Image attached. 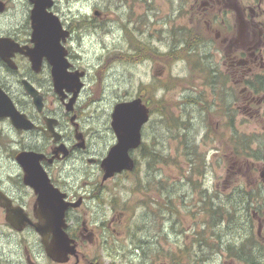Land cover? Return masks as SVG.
I'll list each match as a JSON object with an SVG mask.
<instances>
[{"label": "flooded vegetation", "instance_id": "obj_1", "mask_svg": "<svg viewBox=\"0 0 264 264\" xmlns=\"http://www.w3.org/2000/svg\"><path fill=\"white\" fill-rule=\"evenodd\" d=\"M74 1L80 5L76 12ZM135 1L106 0V8L93 7L88 12L81 0H43V11L56 17L65 33L64 39L60 38L65 57L56 71L46 51L34 50L37 37L39 46H52L54 34L49 23L53 19L38 18L42 24L38 23L36 30L40 33L33 38L35 3L0 0V99L7 97L22 116V124L27 125L18 129L9 116L0 117V264H102L97 255L104 253L106 235L111 239L108 229L131 219L127 208L116 203V189L121 178L137 168L143 149V141L129 149L134 157L131 171L104 177L102 160L117 140L111 126L114 105L138 97L151 114L149 99L155 90L165 88L162 82L167 80L162 77L169 64L179 65L177 73L169 72V77L205 79L211 97L203 99L212 105L211 111L217 108L215 118L228 129L226 141L234 156L242 158L252 151L237 163L241 174L234 180L220 171L216 176V169L212 170L209 192L213 209L217 202L226 205L218 227L232 226L234 240L247 241L264 264V140L260 133L264 134V106L260 104L264 102V22L260 20L264 0H193L191 12L198 24L183 20L184 0H180L174 23L167 17L159 22L161 16L151 13L136 23ZM111 7L119 11L115 26L111 25ZM200 23L208 34L199 36ZM113 28L111 41L102 46L100 62L89 65L71 46L75 41L80 44L90 31L111 33ZM208 38L213 39L210 46L205 43ZM207 45L210 52L204 48ZM210 53L212 60L202 69L205 74L193 70L196 61L203 64L202 57ZM114 58L130 60L126 65L133 74L143 66V75L137 82L135 78L120 81L117 76L115 82L105 78L114 68L119 73L118 64L109 66ZM235 90L241 95L237 109L257 113L251 116L252 121L234 118ZM106 93L115 97L107 107L97 98ZM38 97L39 104L35 102ZM243 125L260 132L238 133L235 127ZM22 153L30 155L28 170L19 156ZM227 161L225 158L222 164ZM244 176L254 178L245 183ZM221 183L230 191V196H225L228 203L219 193ZM58 217L62 223L56 226ZM113 235L115 241L118 234ZM59 238L66 240L65 261L52 259L46 251V243ZM117 246L116 241L105 249L109 257L113 251L114 264ZM90 251L96 257H91Z\"/></svg>", "mask_w": 264, "mask_h": 264}, {"label": "rangeland", "instance_id": "obj_2", "mask_svg": "<svg viewBox=\"0 0 264 264\" xmlns=\"http://www.w3.org/2000/svg\"><path fill=\"white\" fill-rule=\"evenodd\" d=\"M81 1V6L88 12L93 7L104 8V2H106V0ZM192 1L184 0L183 20L198 24V20H195L196 15L191 12ZM85 2H87L86 6ZM180 2V0H136L134 2L136 23H141L150 13L161 16L159 22L167 17L174 23ZM78 6H80L79 3L74 1V12ZM109 13L112 15L111 25L115 26L119 11L116 7H111ZM260 20L264 22V15L260 16ZM114 30L115 28L111 33L98 31V34L90 31L85 38H82L80 44L75 41L71 46L78 51L86 63L95 64L101 61L100 54L104 50L102 46L104 43L108 45L111 41L109 36H112ZM206 31V28L201 25L199 36L208 34ZM261 36L264 47V29L261 31ZM212 41V38H208L205 43L210 46ZM208 45L204 48L209 51ZM154 59H157L155 55ZM202 60L203 64L200 59L196 61L193 70L205 74L202 69L212 60L211 53L206 58L202 57ZM129 61L120 62L114 58L109 66L118 64L119 73L114 68L113 71H108L110 75L107 77H105V71L104 77H110L113 80V77L118 76L120 81H130L135 78L137 82L142 74L143 66L135 69L133 74L132 69L126 65ZM173 65L169 64L166 67L162 77L167 80L162 82L166 83L165 88L155 90L156 94L149 99L151 115L143 129V149L138 156L137 168L134 172L122 177L121 186L116 189L118 198L116 203L122 208L126 207L131 218L125 223L110 227L113 233L118 234L115 238V243L117 241L118 245L115 248L118 250L117 264H239L228 257L223 250H214L215 235L220 234L224 239L226 232L222 231L223 228L215 229L212 226L209 217V213H212L209 207V189L212 188L213 182V176L210 173L212 170L216 169V176H219L220 171L234 180L241 174L237 163L239 164L243 158L235 157V152H231L226 141L229 136L228 129L223 128L215 118L219 115L216 112L217 108L211 111L212 105H208V102L203 99L211 97L208 87L203 84L205 79L193 80L187 76L184 80H178L172 76L169 77V72L177 73L176 69L179 65ZM107 93L105 97H97L101 98L100 105L105 107L112 105L115 100L114 94ZM186 96H197V100L189 99L188 102H182ZM240 98V93L235 90L233 93V101H235L233 110L236 109L234 118L252 121L251 116L257 113L245 114L237 109V101ZM260 104L264 106V102ZM222 113L220 115H223ZM244 116L247 118L243 119ZM254 127L261 128V125ZM235 129L238 133L249 135L259 131L251 125H243ZM260 133L261 139L264 140V134ZM255 145L254 143L252 147ZM146 151L154 154L145 155ZM225 158L228 161L223 165ZM212 160L213 169L210 168ZM217 163L222 165L218 166ZM251 179L244 176L245 183L248 180L251 183ZM225 188L221 183L218 187L219 193L224 197L230 196V191L227 192ZM216 217L222 220V217L218 218V213ZM212 231L214 236L210 237ZM130 232L134 234V238L141 237V240L145 242L142 244L146 250L143 253L140 252V255L130 254L125 250L130 242L128 239ZM199 234L208 235L201 249L194 241ZM105 242L107 249H110L109 246L113 244L110 241ZM90 254L91 257H96L92 251ZM97 257L103 264L113 262L110 257H107L105 249L104 253H98Z\"/></svg>", "mask_w": 264, "mask_h": 264}, {"label": "water", "instance_id": "obj_3", "mask_svg": "<svg viewBox=\"0 0 264 264\" xmlns=\"http://www.w3.org/2000/svg\"><path fill=\"white\" fill-rule=\"evenodd\" d=\"M35 3L33 9L32 19L34 22V36L37 37V34L40 32L37 31L38 23L42 24L41 20L50 16L53 20L50 21V29L54 34L51 38L52 46L45 48L39 46L40 38L37 37V44L35 51L43 50L46 51V55L52 60L54 68L59 67V63L65 57V50L60 42V38L64 39L65 33L60 27V23L56 17L51 13L43 11L44 3L43 0H32ZM46 12V13H45ZM38 18L41 20L38 21ZM54 18L56 19V25L54 26ZM36 41V40H35ZM18 50L22 51V48L18 47ZM29 53V51H26ZM31 55V54H30ZM35 102L39 104V97L35 98ZM148 108L144 103H142L140 98H134L128 101L117 102L114 105L112 111L111 126L115 132L117 141L109 149L107 155L102 160V168L104 170V177H109L116 172L121 170H131L134 166L132 157L129 154V149H133L140 145L141 143V126L148 120ZM9 116L13 125L20 129L21 127H27V125L22 124V116L15 109L12 102L7 97H2L0 99V117ZM22 162L26 170L29 169V166L26 160L29 158V153H22ZM18 156V158H20ZM58 208L56 207L55 210ZM56 216V215H55ZM56 226H59V223H62L61 217L56 219ZM55 225V224H54ZM47 254L56 261H65L67 253L66 240L58 239L53 244L46 243Z\"/></svg>", "mask_w": 264, "mask_h": 264}, {"label": "trees", "instance_id": "obj_4", "mask_svg": "<svg viewBox=\"0 0 264 264\" xmlns=\"http://www.w3.org/2000/svg\"><path fill=\"white\" fill-rule=\"evenodd\" d=\"M205 40H207V39H205ZM253 88L256 91L258 90V88L256 86H253ZM261 89H263V86ZM189 99H191L192 101H195V100H197V96H186V97H184L182 102H188ZM244 146L245 145H243V147ZM251 152L252 151H249L248 154L245 156H249L251 154ZM150 154H154V153L151 151L145 152V155H150ZM224 199H225V201H227V203L229 202V200L226 197ZM159 205H161V203H159ZM212 206H213V204L210 201V197H209V207H210V210L212 211V213H209V217L212 221V226L218 227L221 220L217 219L216 213H218V218H221L224 215V212L225 211L227 212V209L225 208L226 205H224L220 202H217L214 209ZM231 227L232 226H229V225H227L226 228L222 227L223 228L222 231L226 232L225 235L227 237V249L229 250L227 252L228 257L236 260L239 264H261V261L258 257L259 255H257L255 253V251L253 250V247L247 241L243 242L242 240H234V238L231 235V230H230ZM218 228H220V227H218ZM109 235H110L112 243L114 245L115 244V241L113 239L114 235H113V233L110 234V232H109ZM130 236L132 238L131 242H137L138 244L144 242L140 238L139 239L134 238L133 233H131ZM213 236H214V233L212 231V233L210 234V237H213ZM220 236H221L220 234H217L218 238ZM207 237H208V235L199 234L197 237L194 238V241H195L196 245L199 247V249H201L203 244L206 243ZM110 255H112V251L110 252Z\"/></svg>", "mask_w": 264, "mask_h": 264}, {"label": "bare ground", "instance_id": "obj_5", "mask_svg": "<svg viewBox=\"0 0 264 264\" xmlns=\"http://www.w3.org/2000/svg\"><path fill=\"white\" fill-rule=\"evenodd\" d=\"M189 104V103H188ZM190 105V104H189ZM125 250L130 253V254H134V255H140V252H145L146 248H144L143 245L138 244V243H134V242H129L125 248Z\"/></svg>", "mask_w": 264, "mask_h": 264}]
</instances>
